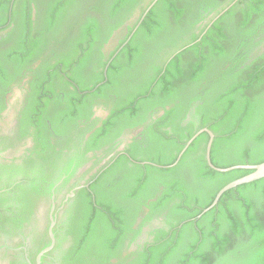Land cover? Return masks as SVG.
Wrapping results in <instances>:
<instances>
[{
    "label": "trees",
    "instance_id": "trees-1",
    "mask_svg": "<svg viewBox=\"0 0 264 264\" xmlns=\"http://www.w3.org/2000/svg\"><path fill=\"white\" fill-rule=\"evenodd\" d=\"M151 1L0 0V31L12 25L0 32V80L7 67L19 69L25 61L24 31L33 3L42 23L28 51H43L40 45L50 33L55 63L43 59L44 69L55 68L58 78L59 71H70L85 91L67 90L60 78L64 95L55 91V129L87 119L89 113L80 115L79 106L95 99L107 105L110 99L111 106L92 133L89 149L99 147L118 125L143 126L139 148L127 149L134 161L120 156L105 174L121 202L100 197L93 183L94 199H86L75 248L120 246L127 230L134 238L139 232L130 227L135 214L154 198L140 226L154 215L162 216V224L144 245L149 251L134 264H264V177L226 190L201 213L220 188L252 170L210 168L206 132L190 142L173 166L150 164L171 165L204 127L213 133L209 156L214 166L264 161V0H156L134 31V25L127 27L112 60L108 63L112 55L103 60L102 46ZM208 15L196 32L195 25ZM90 52L98 58L86 79L79 71L89 66ZM125 201L136 210L129 220L123 216Z\"/></svg>",
    "mask_w": 264,
    "mask_h": 264
},
{
    "label": "flooded vegetation",
    "instance_id": "flooded-vegetation-1",
    "mask_svg": "<svg viewBox=\"0 0 264 264\" xmlns=\"http://www.w3.org/2000/svg\"><path fill=\"white\" fill-rule=\"evenodd\" d=\"M30 5L31 20L24 31L28 36L24 39L25 61L19 69L7 67L4 81L0 80V264H134L149 251V246L144 245L152 242L154 228L162 224V216L154 215L140 226L148 212L147 204L154 198L146 199L140 205L141 211L135 214L130 227L133 231L139 228L138 234L133 238V233L127 230L120 246L75 248L73 244L86 216V199L88 196L94 199L93 183L101 192L100 197L121 202L105 174L120 156L134 161L127 149L139 148L143 126L118 125L103 136L99 147L89 149L92 133L108 118L111 106L110 99L109 105L95 99L94 103L87 101L79 106L80 115L89 113L87 119L82 116L77 126L70 124L55 129V91L64 95L60 91V78L66 80L67 90H77L79 94L85 91L69 77L70 71H59L58 78L55 68L44 69L43 59L55 63V53L49 52L55 48V39L49 40L50 33L40 45L43 51H28L29 40L37 39L42 23L35 17L34 4ZM210 16L195 25L196 32ZM126 33L109 47L111 38L102 46L103 60L109 59ZM88 57L89 66L79 71L86 79L93 74L91 66L98 54L90 52ZM137 80L138 77L134 81ZM110 98L114 96L111 94ZM160 114L162 111L151 117ZM135 211L132 201H125V219H131Z\"/></svg>",
    "mask_w": 264,
    "mask_h": 264
},
{
    "label": "water",
    "instance_id": "water-1",
    "mask_svg": "<svg viewBox=\"0 0 264 264\" xmlns=\"http://www.w3.org/2000/svg\"><path fill=\"white\" fill-rule=\"evenodd\" d=\"M156 2V0H152L150 2V4L145 8V10L143 11L142 14H139V13H136L133 17H131L125 24H123L122 27H120L118 30H116L111 39L109 40L108 42V45L107 47H109V45H111L112 43H115L116 42V39L122 35L123 33L127 32V27L128 26H133L134 25V28H133V31L137 28V26L140 24V22L142 21L143 17L145 16V14L147 13V11L151 8V6ZM231 4H229L228 6H226L223 10H221L216 16L213 17L212 19V22L218 18L224 11H226L229 7H230ZM106 68L107 66L104 68V75H106ZM201 132H206L207 135H208V141L206 143V146H205V160H206V163L207 165L216 170V171H219V172H226V171H229V170H232V169H250L252 170L250 173L242 176V177H239L235 180H232L230 181L229 183L225 184L222 188H220L218 190V192L216 193L212 203L204 208L202 210L201 213H204L205 211H207L208 209H210L211 207H213L217 201L219 200L220 196L228 189L230 188H233L239 184H242V183H247V182H250V181H254L256 179H259V178H262L264 177V161L261 162V163H258V164H236V165H233V166H229V167H225V168H221V167H216L214 166L211 161H210V156H209V153H210V147H211V144H212V140H213V133L207 129V128H201L200 130H198L190 139H188L184 145V147L182 148V150L179 152L176 160L171 164V165H166V166H162V165H157V164H154V163H150V162H142V163H150L152 165H155V166H159V167H170V166H173L174 164H176V162L179 160L180 156L182 155V153L184 152V150L187 148V146L190 144V142Z\"/></svg>",
    "mask_w": 264,
    "mask_h": 264
}]
</instances>
